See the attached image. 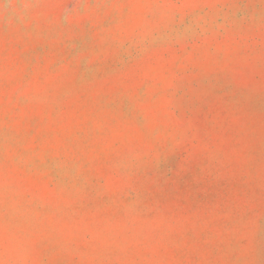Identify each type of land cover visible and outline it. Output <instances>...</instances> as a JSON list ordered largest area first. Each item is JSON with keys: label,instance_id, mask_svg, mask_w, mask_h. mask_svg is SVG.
Returning a JSON list of instances; mask_svg holds the SVG:
<instances>
[{"label": "rangeland", "instance_id": "rangeland-1", "mask_svg": "<svg viewBox=\"0 0 264 264\" xmlns=\"http://www.w3.org/2000/svg\"><path fill=\"white\" fill-rule=\"evenodd\" d=\"M0 264H264V0H0Z\"/></svg>", "mask_w": 264, "mask_h": 264}]
</instances>
